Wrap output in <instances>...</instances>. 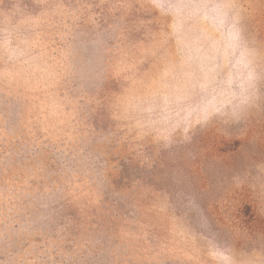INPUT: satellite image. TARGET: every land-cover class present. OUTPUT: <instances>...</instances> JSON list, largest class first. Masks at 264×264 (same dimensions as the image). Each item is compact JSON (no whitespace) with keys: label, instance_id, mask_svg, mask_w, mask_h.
<instances>
[{"label":"rangeland","instance_id":"obj_1","mask_svg":"<svg viewBox=\"0 0 264 264\" xmlns=\"http://www.w3.org/2000/svg\"><path fill=\"white\" fill-rule=\"evenodd\" d=\"M0 264H264V0H0Z\"/></svg>","mask_w":264,"mask_h":264}]
</instances>
